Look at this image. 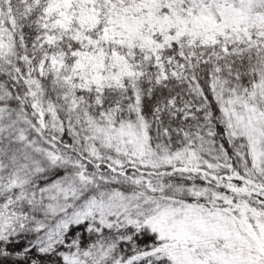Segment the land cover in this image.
<instances>
[{"label": "snow or ice", "instance_id": "6c2138e0", "mask_svg": "<svg viewBox=\"0 0 264 264\" xmlns=\"http://www.w3.org/2000/svg\"><path fill=\"white\" fill-rule=\"evenodd\" d=\"M0 264H264V0H0Z\"/></svg>", "mask_w": 264, "mask_h": 264}]
</instances>
